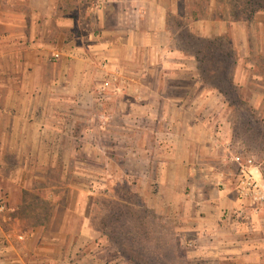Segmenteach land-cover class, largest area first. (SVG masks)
Here are the masks:
<instances>
[{
	"label": "rangeland",
	"instance_id": "1",
	"mask_svg": "<svg viewBox=\"0 0 264 264\" xmlns=\"http://www.w3.org/2000/svg\"><path fill=\"white\" fill-rule=\"evenodd\" d=\"M2 1L0 9L6 7L9 12L26 9L17 0H12L13 4L9 2V7L3 6ZM74 1L76 4L72 5ZM160 1V5H151L147 23H151L160 11L166 18L165 11L169 9L166 25L171 32L170 48L173 51L196 57L199 47L196 38L216 37H198L190 32V18L203 21L194 24L198 26L194 33L228 31L223 36L229 35L236 61L230 66V81L223 76H210L214 65L206 62L203 68L208 82L204 83L198 70L199 63L185 59L184 69L171 66L168 70L184 76L169 80V94L182 99L198 85L211 94L202 91L204 94L195 97L197 106L192 110L173 114L168 111L161 115L158 112L155 118L161 125L164 122L175 125L176 120L200 123L204 127L200 130L201 148L205 152L202 155L207 157L213 153L218 159L213 156L203 161L201 157L197 158L200 152H194V147L185 149L170 142L176 139L174 128L156 134L143 125L129 126L133 114L126 107L134 97L97 95V89L91 83L95 104L86 112L73 114L70 117L72 127H62L59 133L61 138L65 131L75 137L86 135L83 141L78 138L64 144L63 137L58 144H27L24 147L27 146L29 155L32 151L35 155L28 158L25 153L26 159L22 160L12 154H7L5 159L0 158V190H9L18 196L15 185L28 187L23 193L27 204L13 213L14 216L39 217L43 221L52 214L89 218L92 228L87 233L89 241L78 249L76 241L73 243L76 246H66L76 264H264V11L251 14L247 9L250 6H245L248 0ZM69 3L68 15L78 18L83 13L81 22L87 24L93 13L87 9L97 10L102 0H70ZM261 4L264 5V0ZM229 47L225 46L224 52ZM138 53L141 61L145 55L155 62L152 68L159 77L164 70L156 64L160 62L157 54L152 50L147 52L146 48ZM218 53L216 51L215 54ZM170 61L173 65H176L175 61L179 62L176 56ZM140 64L126 65L125 70L129 74L139 73L143 66ZM192 74L199 76L198 84L190 77ZM152 82L159 85L158 78ZM118 102L122 103L121 107H118ZM138 114L142 120L141 111ZM51 134L48 129L45 134L48 140H51ZM52 153L58 157L57 161L50 157ZM174 153L190 155L188 161L194 159L191 166L195 167L196 173L185 175L180 171L181 176H160L159 164L171 163L170 157ZM65 154L66 159L63 158ZM237 157L240 162L236 161ZM146 158H150L147 160L149 164H146ZM64 164L66 169L62 171ZM209 167H213L212 172L216 174L210 187L217 193L219 190L228 193V198L236 199V204L239 201L240 208L222 206L218 210L214 207L210 211H217L216 214L201 213L204 217L208 215V226L205 227L209 228L206 230L210 233L220 231L215 224L218 218L236 220L237 233L243 239L234 241V246L238 245L240 249L258 246L261 253L251 262L244 260L241 250V254L239 251L228 252L226 238L229 235L225 233H218L216 240L200 238L201 225L194 224L190 218L191 214H196L185 206L184 199L197 197V186L204 185L205 190L208 189L203 174L205 169L209 171ZM186 177L189 178L184 182ZM182 178L184 187L181 194L180 189L175 190L172 180L180 181ZM164 180H171V184L163 186ZM224 182L228 185L225 186ZM1 198L4 195L0 193ZM162 203L168 206H162ZM257 223L260 224L258 228L255 227ZM71 227L70 223L69 229Z\"/></svg>",
	"mask_w": 264,
	"mask_h": 264
},
{
	"label": "crops",
	"instance_id": "2",
	"mask_svg": "<svg viewBox=\"0 0 264 264\" xmlns=\"http://www.w3.org/2000/svg\"><path fill=\"white\" fill-rule=\"evenodd\" d=\"M17 1L23 3L26 9L16 12H9L6 7L0 9V158L5 159L7 154H12L14 158L22 160L26 159L25 153L28 158L35 155V151L29 155L27 146L24 147L27 144H58L63 137L64 144L77 141L78 138L83 141L86 135L75 137L65 131L61 138L59 133L62 132V127H72L73 121L70 117L73 114L86 112L95 104V92L89 85L91 83L97 89V95L134 97V100H130L129 107H126L133 114L129 126L143 125L156 134L174 128L176 139L170 142L185 149L187 146L194 147V152H200L197 158L201 157L203 161L213 158V153H209L207 157L202 155L205 152L201 148L203 139L200 130L203 126L200 123L176 120L175 125L165 122L161 125L156 122L158 112L161 115L168 111L173 114L192 110L197 106L195 97L204 94L202 91L211 94L199 85L197 89L192 88L186 96L188 99L176 98L169 94V80L184 77L168 71L169 68L172 66L181 70L184 69L185 59L194 62L197 60L194 56H187L170 48L172 36L166 25L169 9L165 11L166 18L160 14L161 11L156 10L160 16L154 17V23H147L151 5H160V0H102L97 10L87 9L88 12H93L87 24L81 22L83 13L78 18L68 15L70 0ZM9 2L13 4L12 0H3L2 4L9 7ZM71 4L75 5L76 2ZM190 20L192 22L188 28L198 37L228 34V31L217 34L194 33L195 28H198L194 24L203 21L196 18ZM145 48L147 52H155L160 60L156 64L161 65L164 71L159 77H156L152 68L155 62L148 60L145 55L142 61L139 57L138 52ZM172 56H176L179 61H175L176 65L170 61L174 58ZM136 63L143 65L142 71L129 74L125 66H134ZM190 77L196 84L200 81L199 76L195 74ZM155 78H158L159 85L152 82ZM101 88H105L104 92ZM119 106L121 107L122 103L118 102ZM139 111L143 114L142 120L138 118ZM48 129L52 133L51 140L45 136ZM66 156L67 154L63 158L66 159ZM50 157L58 160L55 153L50 154ZM170 158L173 160L171 163L159 164L157 170L160 176H181L180 171L185 175L196 173L195 167L191 166L194 159L192 162L188 161L190 155L181 156L174 153ZM148 159L150 158H146V161ZM147 162L146 164H149V161ZM65 169L64 164L62 171ZM208 170L205 169L207 173L203 174L208 189L205 190L204 185L197 186V197L184 199L185 206L192 208V213L196 214H191L190 218L194 224L201 225L198 233L200 238L216 240L218 233H225L229 235L226 238L228 252L233 254L239 251L241 254L242 251L244 260L251 262L254 256H261V253L258 246L250 245L247 249L234 246V241L243 239L237 233L236 220L230 217L224 220L218 218L215 224L220 231L210 233L206 230L209 228L205 227L208 226V215L204 217L201 213H214L215 211H210L214 207L218 210L222 206L240 208L239 201L236 204V199L228 198V193L220 190L217 193L215 188L210 187L216 174L212 172L213 167ZM148 172L149 165L146 168V173ZM188 178L186 177L184 182ZM172 183L176 185L175 190L180 189L182 194L183 178L180 181L172 180ZM165 184L170 185L171 180L162 181V185ZM224 184L228 185L227 182ZM14 189L17 190L18 196L9 190H0L4 195L0 201L5 202L8 207L4 214H12L0 213V264H76L73 257H70L71 250L66 251V246L74 247L76 244L73 243L76 241L78 249L89 241L87 233L92 230L89 218L67 215L57 217L52 214L43 221L39 217L14 216L13 213H17L27 204L23 193L28 187L15 185ZM164 205L168 206L162 203V206ZM70 223L72 227L69 229ZM259 225L257 223L255 227L258 228ZM96 233L98 234V231Z\"/></svg>",
	"mask_w": 264,
	"mask_h": 264
},
{
	"label": "trees",
	"instance_id": "3",
	"mask_svg": "<svg viewBox=\"0 0 264 264\" xmlns=\"http://www.w3.org/2000/svg\"><path fill=\"white\" fill-rule=\"evenodd\" d=\"M249 5L250 7L247 8L250 10L251 14L256 13L257 11H264V5L261 4V0H248L245 4ZM253 6V9H250ZM228 36H217L213 39H200L196 38L195 41L198 43V50L196 53V60L199 63L198 70L200 72V77L204 81V83L208 82L204 65L207 63L214 65L210 72V76H223L227 81L229 79L230 74V66L231 64H235L236 61L232 55L231 49V41ZM229 45V49L227 52H224L225 46ZM216 51H219V55H216ZM228 77V78H227ZM232 85V82H230Z\"/></svg>",
	"mask_w": 264,
	"mask_h": 264
},
{
	"label": "built area",
	"instance_id": "4",
	"mask_svg": "<svg viewBox=\"0 0 264 264\" xmlns=\"http://www.w3.org/2000/svg\"><path fill=\"white\" fill-rule=\"evenodd\" d=\"M105 88H101V91L104 92ZM237 162H240V158H236ZM251 163V161H249ZM245 173V171H243ZM8 210V207L5 202L0 201V213H5Z\"/></svg>",
	"mask_w": 264,
	"mask_h": 264
}]
</instances>
